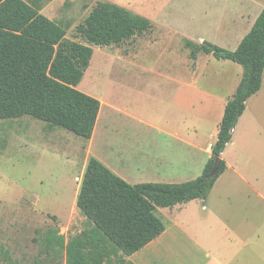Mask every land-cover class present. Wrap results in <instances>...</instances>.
Here are the masks:
<instances>
[{"label": "crops", "instance_id": "crops-1", "mask_svg": "<svg viewBox=\"0 0 264 264\" xmlns=\"http://www.w3.org/2000/svg\"><path fill=\"white\" fill-rule=\"evenodd\" d=\"M195 2L198 0H118V5L150 20L152 26V21H163V26L156 31L163 40L158 46L142 40L135 56L124 59L127 64L124 72H135L134 68L138 70L144 63L145 53L160 48L179 53L175 61L179 74L135 76L147 90H155V95H152L155 100L150 102L151 110L134 107L126 91L120 99L92 94L100 100L101 108L93 135L86 140V165L91 157H95L132 185L182 183L201 176L217 141L226 104L235 96L241 82L243 68L225 60V65L236 73L232 80L220 84L218 90L200 83L197 56L201 52L202 56L207 53L201 48L202 43L199 48L182 46L179 38V35H186L182 33L184 27L194 23L184 12ZM223 6V13L211 18H206L208 8L200 9L205 14L202 22L210 30H221L222 34L217 35L225 37L223 42L203 41L235 50L264 9V0H227ZM164 20L175 22L170 25ZM195 34L209 35L201 31L190 35ZM182 52L186 53L188 61H192L190 69L183 66ZM109 60L103 57L96 60L98 63L92 69L94 86L98 80L118 77L107 67ZM88 69L91 70V65L84 77ZM123 78L124 81L131 78L135 83L133 76ZM84 91L92 93L86 88ZM153 108H156L154 112ZM46 124L51 129L57 128ZM223 158L227 168L207 198L194 199L172 208H157V214L166 224L165 231L141 250L124 256L127 261L133 264H244L246 253L257 256L260 222L255 220L256 210L259 205H264V73L261 88L246 101L232 140L223 151ZM245 227L250 229L249 232H245ZM120 254H112L110 260L115 263Z\"/></svg>", "mask_w": 264, "mask_h": 264}, {"label": "trees", "instance_id": "trees-1", "mask_svg": "<svg viewBox=\"0 0 264 264\" xmlns=\"http://www.w3.org/2000/svg\"><path fill=\"white\" fill-rule=\"evenodd\" d=\"M51 1L0 0V120L29 116L89 140L101 102L77 86L90 65L92 45L120 44L149 32L153 26L150 20L116 3L100 1L76 27L87 41L84 44L67 38L70 24H60L42 12ZM201 48L243 68L203 173L182 183L132 185L91 157L76 198V206L90 227L67 244L63 236L49 237L51 245L65 249L67 264H133L124 256L141 250L166 229L157 208L206 199L226 170L223 151L232 140L246 101L262 85L264 9L235 50L209 41H203ZM217 160L218 170L211 175ZM112 254H120L115 263L110 260Z\"/></svg>", "mask_w": 264, "mask_h": 264}, {"label": "rangeland", "instance_id": "rangeland-1", "mask_svg": "<svg viewBox=\"0 0 264 264\" xmlns=\"http://www.w3.org/2000/svg\"><path fill=\"white\" fill-rule=\"evenodd\" d=\"M100 1L114 2L52 0L45 4L42 12L60 24L71 25L67 32L68 39L87 44V41L77 33L76 27L84 23L93 7ZM226 2L227 0H198L192 4L194 6L187 9L184 14H187L190 20L193 19L194 23L186 25L182 33L190 35L191 32L201 31L208 32L209 35H179L181 45L199 48L203 40L223 42L225 37L217 35L222 34L221 30H210L202 22L205 14L200 9H209L206 18L220 16ZM114 3L120 4L118 0ZM152 22L153 29L135 37L134 40L108 48L94 45L95 55L91 60V70L88 69L79 89L83 91L86 88L92 92L84 91L87 94L98 96L99 93L107 99L110 97L120 99L126 91L134 107L151 110L150 102L155 100L152 96L155 95V90H147L146 85H142L135 76L179 74L175 63L179 53L172 50L162 51L160 48L145 53L142 58L145 61L139 65L138 70L134 68L135 72L127 74L124 72L127 67L124 59L135 56L142 40L151 41L157 46L163 40L156 34L157 29L163 26V21ZM164 22L173 25L175 21ZM181 23L182 21L180 25ZM225 47L232 50L231 47ZM203 55L201 52V55L197 56L199 59L197 69L198 80L204 86L218 90L220 84H225L235 77V71L229 65H225V60H218L211 54ZM185 56L186 53L182 52V63L189 68L192 61H188ZM102 57L110 59L107 67L113 75L121 76V79L116 77L113 80L110 78L102 79L100 82L98 80L94 86L92 69L98 63L96 60ZM228 63L232 65V62ZM124 76H133L135 83H132L131 78L124 81ZM128 82L130 83L127 84ZM86 143L84 138L72 132L58 126L51 129L45 122L29 116L0 120V264H67L65 249L61 251L58 245L55 247L51 245L49 237L63 236L67 244L90 227L75 202L87 161ZM256 211L255 220L260 222L257 256L252 257L246 253L244 264H264V205H259ZM244 230L249 232L250 229L245 227Z\"/></svg>", "mask_w": 264, "mask_h": 264}, {"label": "water", "instance_id": "water-1", "mask_svg": "<svg viewBox=\"0 0 264 264\" xmlns=\"http://www.w3.org/2000/svg\"><path fill=\"white\" fill-rule=\"evenodd\" d=\"M218 164H219V162L217 160L215 165H214V167H213V169H212V171H211V175H215L216 174V172L218 170Z\"/></svg>", "mask_w": 264, "mask_h": 264}]
</instances>
